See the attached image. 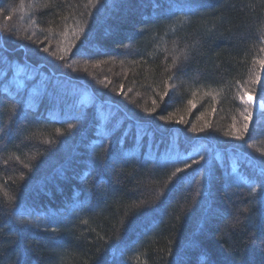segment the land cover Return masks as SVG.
Listing matches in <instances>:
<instances>
[{
    "label": "trees",
    "instance_id": "obj_1",
    "mask_svg": "<svg viewBox=\"0 0 264 264\" xmlns=\"http://www.w3.org/2000/svg\"><path fill=\"white\" fill-rule=\"evenodd\" d=\"M0 264H264V0H0Z\"/></svg>",
    "mask_w": 264,
    "mask_h": 264
},
{
    "label": "snow or ice",
    "instance_id": "obj_2",
    "mask_svg": "<svg viewBox=\"0 0 264 264\" xmlns=\"http://www.w3.org/2000/svg\"><path fill=\"white\" fill-rule=\"evenodd\" d=\"M245 95H247V93ZM251 99H252L251 96H248V101H251ZM246 119H247V117H246ZM245 129H247V123L245 124Z\"/></svg>",
    "mask_w": 264,
    "mask_h": 264
},
{
    "label": "rangeland",
    "instance_id": "obj_3",
    "mask_svg": "<svg viewBox=\"0 0 264 264\" xmlns=\"http://www.w3.org/2000/svg\"><path fill=\"white\" fill-rule=\"evenodd\" d=\"M250 102L254 103V99L252 98ZM260 107L263 108L262 106H260Z\"/></svg>",
    "mask_w": 264,
    "mask_h": 264
}]
</instances>
